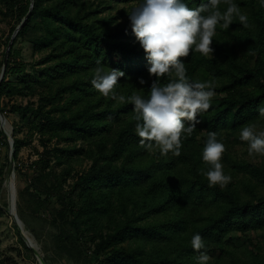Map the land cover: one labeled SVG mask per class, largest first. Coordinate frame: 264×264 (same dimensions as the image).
I'll use <instances>...</instances> for the list:
<instances>
[{
	"label": "trees",
	"instance_id": "trees-1",
	"mask_svg": "<svg viewBox=\"0 0 264 264\" xmlns=\"http://www.w3.org/2000/svg\"><path fill=\"white\" fill-rule=\"evenodd\" d=\"M136 3H147L142 17L153 19L121 25L125 9L99 16ZM98 6L0 0V15L17 22L5 47L23 23L0 83V110L9 118L6 95L39 97L37 106L9 109L22 115L13 123L15 161L28 144L18 136L27 127V139L39 135L48 158L35 182L44 196L39 205L59 206L58 248L84 264H264L252 238L264 232V164L222 149L233 141L264 149V0ZM20 40L46 54L39 75L18 61ZM19 75L20 83L9 80ZM256 128L263 134L247 138ZM54 140L66 147L50 150ZM81 156L92 164L66 191ZM6 173L0 169V192ZM15 228L28 257H36ZM87 243L95 250L83 259Z\"/></svg>",
	"mask_w": 264,
	"mask_h": 264
},
{
	"label": "rangeland",
	"instance_id": "rangeland-1",
	"mask_svg": "<svg viewBox=\"0 0 264 264\" xmlns=\"http://www.w3.org/2000/svg\"><path fill=\"white\" fill-rule=\"evenodd\" d=\"M32 1V0H31ZM95 3V7H99L101 0H92ZM33 2V1H32ZM114 9H108L104 12H100L99 16L102 18L115 17L119 15L121 10L126 11V17L118 19V23L125 25L128 23H137L143 21L144 23L153 19V16L150 18L142 17L143 13L148 12L149 5L147 3H136L130 5H113ZM99 10L102 11L103 8L99 7ZM17 24L15 16H5L0 15V75L2 72L3 66V53L6 52L7 47L5 43L7 42L8 37L11 34L12 28ZM16 49H19L22 53L21 58L18 59L19 62H23L27 65V73L30 75H39L41 71L40 68L43 66L40 64L44 59L46 54H34L32 46L27 40H20L16 45ZM23 75L16 77H11L9 80L11 82L20 83L23 79ZM39 97L37 95L28 94L27 91L24 93L16 95H6L4 96L3 105L7 111L8 117V130L10 134H13V123L20 124L22 115L20 113H11L10 107L13 104L17 105H34L37 106ZM1 131V129H0ZM28 128L24 127L19 133L18 136L22 139L28 140V144L22 149L17 162L15 161V174L17 176V189H18V208L17 213L21 219L25 230L29 233L30 237L33 239L36 248H38L40 254L43 258L46 259L48 264H84L83 260H80L78 263L71 259L66 253L61 252L58 248L56 238L60 235L61 229L64 228V221L60 219L59 213L55 209H59V206L55 203H51L42 207L41 200L44 199V196L37 192L38 187L41 184H37L35 179H38L41 174L44 173L42 170L44 163L40 161L42 158L44 160L48 159L44 153V147L40 141L39 135H34L33 138H28L29 135ZM263 132L256 128L253 134L244 133L247 138H253V135ZM239 138H243V135H240ZM228 141V136L223 134L221 141ZM230 140V138H229ZM254 141V139H252ZM5 135H0V169H3L6 173V177L9 174V159H10V148L7 142ZM231 141V140H230ZM2 143H4L2 145ZM49 149L54 148H64L66 145L58 144L57 140L52 141L48 145ZM78 147L83 146L81 142L77 144ZM227 145H224L222 149H230V153L236 156L239 160L246 161L256 165L264 164V149L254 146L246 145L244 143H237L233 141L227 148ZM221 149V150H222ZM218 150V155H224V151ZM92 164V161L84 156L79 157L78 160L71 163L73 168L71 177L67 180L64 188L66 191L70 188L71 185L75 182L77 175H80L86 172ZM51 167H55V158L54 156L50 159ZM55 172L60 173L61 168L56 167ZM48 171V170H47ZM49 185L50 182L47 180L43 181ZM32 193L34 195H32ZM62 225L60 227V221ZM56 221L57 224H56ZM16 223L9 211V200L8 193L2 186L0 192V264H39L36 257H28L27 252L23 249L22 245L19 242V237L17 236ZM255 243H258L261 247V253L264 255V232H257L252 235ZM239 249H243V244L245 243L244 239L237 241ZM84 254L83 259L86 256H92V253L95 250V247L91 243L84 245ZM244 257L243 255H241ZM208 261H213V258H207Z\"/></svg>",
	"mask_w": 264,
	"mask_h": 264
},
{
	"label": "water",
	"instance_id": "water-1",
	"mask_svg": "<svg viewBox=\"0 0 264 264\" xmlns=\"http://www.w3.org/2000/svg\"><path fill=\"white\" fill-rule=\"evenodd\" d=\"M34 1V0H32ZM27 19V17L25 18V20ZM23 23L17 28V30L15 31V33L13 34L6 53H5V57H4V62H3V68H2V72L0 75V83L2 82V80L4 79L5 73H6V69H7V65H8V59H9V53L10 50L12 48V45L14 43V40L19 32V30L21 29ZM0 118H2L4 121H7L6 116L4 115V113H2V111L0 110ZM3 132V134L5 135L9 148H10V159H9V174L15 175V142L13 139V136L10 133H7L4 129L1 130ZM16 197V196H15ZM14 197V198H15ZM9 211L16 223V226L23 238V240L25 241L26 245L33 250L39 264H46V262L44 261L43 256L40 254L38 248H36L33 244L32 241L26 236L25 231H24V224L22 222V220L20 219L18 213H17V201L14 202L12 205L11 203H9Z\"/></svg>",
	"mask_w": 264,
	"mask_h": 264
},
{
	"label": "bare ground",
	"instance_id": "bare-ground-1",
	"mask_svg": "<svg viewBox=\"0 0 264 264\" xmlns=\"http://www.w3.org/2000/svg\"><path fill=\"white\" fill-rule=\"evenodd\" d=\"M8 121H4L2 118H0V129H4L7 133H10L8 130ZM4 187L7 190L8 193V200L9 203H11V205L17 201L18 199V189H17V176L15 175H10L8 174V176L5 179L4 182ZM16 196V197H15ZM15 197V198H14ZM25 234L26 236L32 241V244L35 246V243L33 241V239L30 237L29 233L25 230ZM36 247V246H35Z\"/></svg>",
	"mask_w": 264,
	"mask_h": 264
}]
</instances>
